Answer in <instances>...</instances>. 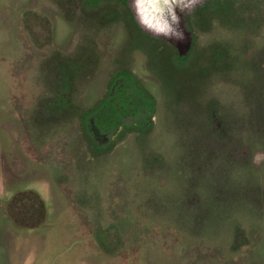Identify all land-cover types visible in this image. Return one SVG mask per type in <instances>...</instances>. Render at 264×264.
I'll use <instances>...</instances> for the list:
<instances>
[{
	"label": "rangeland",
	"instance_id": "1",
	"mask_svg": "<svg viewBox=\"0 0 264 264\" xmlns=\"http://www.w3.org/2000/svg\"><path fill=\"white\" fill-rule=\"evenodd\" d=\"M143 2L0 0V264H264V0Z\"/></svg>",
	"mask_w": 264,
	"mask_h": 264
},
{
	"label": "trees",
	"instance_id": "2",
	"mask_svg": "<svg viewBox=\"0 0 264 264\" xmlns=\"http://www.w3.org/2000/svg\"><path fill=\"white\" fill-rule=\"evenodd\" d=\"M24 195H26L27 199L31 200V205H32V208L30 210V214H28L29 216L27 218L34 220V223L28 224L27 227L28 228L35 227L38 224H40L42 219H43L44 203L41 200V198L33 191L28 190V191H26V193Z\"/></svg>",
	"mask_w": 264,
	"mask_h": 264
},
{
	"label": "bare ground",
	"instance_id": "3",
	"mask_svg": "<svg viewBox=\"0 0 264 264\" xmlns=\"http://www.w3.org/2000/svg\"><path fill=\"white\" fill-rule=\"evenodd\" d=\"M143 4H145L147 8H152L154 10L157 9V10H160V11H165L166 10V5H167V0H144Z\"/></svg>",
	"mask_w": 264,
	"mask_h": 264
},
{
	"label": "clouds",
	"instance_id": "4",
	"mask_svg": "<svg viewBox=\"0 0 264 264\" xmlns=\"http://www.w3.org/2000/svg\"><path fill=\"white\" fill-rule=\"evenodd\" d=\"M259 159H260V157H259V155L255 158V162H259Z\"/></svg>",
	"mask_w": 264,
	"mask_h": 264
}]
</instances>
